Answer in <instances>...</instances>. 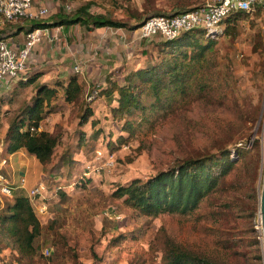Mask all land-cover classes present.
Here are the masks:
<instances>
[{"label": "rangeland", "instance_id": "obj_1", "mask_svg": "<svg viewBox=\"0 0 264 264\" xmlns=\"http://www.w3.org/2000/svg\"><path fill=\"white\" fill-rule=\"evenodd\" d=\"M97 1L90 9L91 13L129 22L130 15H148L150 18L160 16L155 15L157 13L169 14L172 10L202 7L213 0ZM85 2L81 0V3ZM78 7V3L65 2L62 11L73 15ZM58 17L51 16L50 20ZM3 21L0 17V23ZM224 30L225 27H221L215 37L214 56L219 64L217 72L222 79H229V90L219 89L218 86V92L210 95L211 101L209 98L195 99L197 96L189 94L166 111L154 114L125 143L130 145L128 151H113L109 147L110 142H117L119 136L126 133L123 131L124 121L115 120L106 104L100 101V90H89L90 93L98 92L92 104L85 99V105L92 108L98 122L95 127L92 122L83 128L79 126L85 105L79 109L76 105L63 104L54 98L52 105L46 107L47 110H54L46 117H50V121L45 123L47 129L55 126L54 130L61 132L63 138L54 162L42 169L45 177L41 182L47 190L45 203L49 206V213L40 216L43 234L38 240L40 250L34 264H164L161 253L163 233L183 247L220 261L260 264L257 256H263V244L259 212L253 218L248 212L240 215L231 213L223 223L216 220L214 209L203 204L192 214H165L151 219L139 216L124 207L122 200L111 197L118 186L135 178L146 180L160 171L173 168L181 160L214 154L222 146L230 150L246 148L249 152L246 161L259 160L257 188L260 197L264 150V11L256 8L248 17L239 20L229 34L225 35ZM134 38H127L129 49L122 43V64H128L131 68L137 65V61L148 59L144 57V50L152 44V41L148 43L139 39L132 42ZM129 54H133L132 61L127 59ZM59 64L46 61L38 64V68L48 73L51 67ZM74 66L67 64L66 68L72 72ZM32 71L29 65L24 76ZM54 76H46L42 80H50ZM18 82L3 84L5 87L0 89V166L6 163L0 167V173L9 184H19L21 171L30 168L33 182L26 184L25 190L13 194V197H27L28 191L39 183L40 167L34 156L26 155L24 162L27 166L18 164L16 160L9 161L4 140L6 128L3 129L32 99L41 79L25 88L19 87ZM57 110H60L59 115H56ZM95 131L99 132V137L92 139ZM80 132L85 133V141L81 140ZM64 154L68 157L62 165L59 159ZM110 154H115L116 159L113 172L94 174L93 168L99 160ZM69 158L73 161L70 162ZM49 175L53 178H48ZM82 178H86L87 183H84L85 187H78ZM13 197L1 196L0 209ZM223 232L243 244L240 255L235 256L234 251L223 249L220 241ZM121 235L122 239L113 243ZM0 241V264H27L19 261L15 251L4 246L7 239L1 232ZM255 241L259 242L253 246ZM45 250L52 252L49 257L43 256ZM94 254L103 261L96 262L98 260L94 259Z\"/></svg>", "mask_w": 264, "mask_h": 264}, {"label": "trees", "instance_id": "obj_2", "mask_svg": "<svg viewBox=\"0 0 264 264\" xmlns=\"http://www.w3.org/2000/svg\"><path fill=\"white\" fill-rule=\"evenodd\" d=\"M68 1L70 0H65ZM93 5V2H87L73 15L61 11L59 17L53 21L50 20L51 17L40 21H3L0 23V41L37 29L76 25L89 32L106 27L137 32L148 18V15H130L129 22L115 20L108 15L91 13L90 9ZM197 8L199 7L155 15L170 17ZM257 10L262 8L257 6ZM252 13L241 10L231 11L221 22L220 28L225 27L224 34H229L239 20ZM218 33L208 35L203 29H195L182 32L173 40L163 39L160 36L149 39L152 41V47L144 50V57L148 59L130 72L124 84L111 81L99 92V97L106 99L113 118L124 121L123 131L126 134L119 136L117 142L109 143L113 151L122 149L142 124L149 122L154 114L166 111L189 94L197 96L195 99L209 98L208 100L211 101L210 95L218 92L216 91L218 86L219 89L229 90V79H222L217 72L219 64L214 56V47L217 44L215 37ZM262 48L264 49V46ZM41 77L40 72L29 73L19 80L18 85L28 87L38 82ZM59 90L64 92L61 100L65 103L76 105L79 109L85 105V90L79 83L77 75L70 76L67 85L59 78L50 83H39L35 87L32 99L13 117L5 134L7 154L16 156L25 152L34 156L40 172L54 162L56 150L63 138L61 132L55 130L53 132L38 130L41 122L54 111L47 110L46 107L58 97ZM89 122H92L94 127L98 125L92 108L85 105L79 126L83 128ZM31 127H35L36 131L32 132ZM80 135L82 141L87 139L85 133L80 132ZM98 137L99 132L95 131L92 139ZM223 147L214 154L181 160L173 168L160 171L146 180L135 178L125 185L118 186L111 197L122 200L124 207L139 216L151 219L165 214H192L203 204L214 209L216 220L223 223L231 213L235 212L239 215L248 212L253 218L259 212L257 188L259 160L246 161L249 154L246 148L236 147L235 150H230ZM67 157L68 155L64 154L59 162L61 161L63 165ZM69 161H73L72 158H69ZM84 183H87L86 178H82V182L77 186L85 187ZM248 200L249 204H247ZM0 232L7 239L4 246L15 251L20 262L35 263L40 250L38 240L43 234V226L28 197L15 195L12 201L4 204L0 209ZM221 235L223 249L234 251L235 256L240 255L243 244L239 240L236 242L235 239L230 238L229 233L223 232ZM121 239L122 235L115 238L113 243ZM258 242L255 241L253 246ZM162 243L161 253L164 264H240V262L220 261L183 247L166 233L162 235ZM93 257L98 260L96 254ZM257 259L263 264L262 255L257 256ZM99 261L101 263L102 258L96 262Z\"/></svg>", "mask_w": 264, "mask_h": 264}, {"label": "built area", "instance_id": "obj_3", "mask_svg": "<svg viewBox=\"0 0 264 264\" xmlns=\"http://www.w3.org/2000/svg\"><path fill=\"white\" fill-rule=\"evenodd\" d=\"M260 6L264 11V0H213L195 10L181 13L175 16H152L148 18L137 31L139 40H149L155 37L173 40L182 32L195 29H203L208 35H216L220 30L223 19L234 10L254 12ZM49 16V9L36 5L35 0H0V17L4 21L20 22L23 20L40 21ZM59 37L50 32V29H37L26 33L25 43L20 49H15L7 41H0V86L16 80H21L28 72L32 53L38 44L52 43ZM75 75L84 77L83 66L76 63L73 67ZM1 88V87H0ZM98 92H87L85 99L92 104ZM38 130H42L40 127ZM31 131H36L31 127ZM127 144L122 151H128ZM116 164L115 154L101 158L93 168L96 175L111 174ZM26 178H21L20 185L16 188L0 173V197H13L14 190L26 188ZM46 187L38 184L28 191V198L37 209L38 217L48 213V205L45 203ZM120 217H117L119 219ZM50 250H45L44 255L49 257Z\"/></svg>", "mask_w": 264, "mask_h": 264}, {"label": "crops", "instance_id": "obj_4", "mask_svg": "<svg viewBox=\"0 0 264 264\" xmlns=\"http://www.w3.org/2000/svg\"><path fill=\"white\" fill-rule=\"evenodd\" d=\"M84 1H86L84 4H86L87 2H93L94 5L96 4V2H98L97 0H84ZM35 2L36 5L47 7L49 9V15L51 13L50 17L59 15L60 12L62 11V7L65 4V0H35ZM68 2H71L73 4L78 3L79 7L84 5L83 3H81V0H70ZM50 32L57 35L59 39L52 43L43 42L41 44H38L32 53L29 64L30 68H32L34 72L42 73V77L40 78L41 79L40 83H50L56 80L57 78H59L60 81L64 82V84L67 85L69 77L75 75L73 70L72 72L70 70L69 71L67 70L66 68L67 64L75 65L76 63L80 62L79 64L83 66L84 77L78 76V78H79V83L84 87L85 96H86V93L91 88H96L101 91L104 88H106L111 81L118 82L121 85L124 84L126 81V77L130 74V72L134 70L136 67L140 66L144 61V59L137 61L138 62L137 65L135 67L133 66L132 68L128 64L126 65L122 64V43L126 49H129L130 45L128 44V42L126 43L127 38L128 36L135 37L134 40L132 41L135 42V39L136 40L138 39L137 32H129L125 29H114L109 27L96 29L94 31L89 32L79 25L70 26V27L52 28L50 29ZM25 35L26 32L6 41L10 45H12L15 49H20L25 43ZM146 41L149 43L151 40H146ZM151 47H152L151 44H149L148 48L145 49H149ZM126 55L127 52H125V56ZM127 59L132 61L133 54H129ZM46 61H50V62L52 61L58 63L60 62L61 64H59L56 67H51L49 70L50 72L46 73L43 72L42 70H39L38 68V64H43ZM48 64H52V63H48ZM51 75H55V76L52 79L50 78V80H42L43 77L46 76L49 77ZM3 86H0L1 87L0 89H3L5 87ZM63 94L64 92L62 90H59L57 97L59 101H62L61 97L63 96ZM100 101L106 104V99L104 97L100 96ZM62 102L63 104H67L64 101ZM59 113L60 110L59 111L57 110L56 115H59ZM68 113H70V111H68ZM48 118H45L41 122L42 130L53 132L55 126L50 129H47L45 125V123H48V121H50V117ZM65 119L66 118H64L63 121H65ZM56 123L60 124L58 121H56ZM8 126L9 124H7V126L4 127L3 129L5 130L6 128L4 135L6 134ZM64 126L67 127V125ZM1 147H2V143H0V149ZM26 155L31 156L24 152L16 156L8 155V159L10 162L11 160L12 161L16 160L18 164L26 165V163L24 162L25 161L24 158L26 157ZM4 164L6 163L5 162L2 163L0 167L4 166ZM36 174L37 171H35L34 175L36 176ZM32 176L33 173L31 172L30 168L26 167L25 170L21 171V178H26L27 181L26 184L28 185H30L33 182ZM44 177H45L44 173L40 172L38 178L39 183L35 184L34 187L42 183L41 181L44 179ZM48 178H53V176L49 175ZM55 180L59 181V178H56ZM11 185L17 188L20 185V183L16 184L14 182L13 183L11 182ZM59 188L62 190L65 189L62 187ZM20 190L21 189H16L14 190V192L15 191L21 192Z\"/></svg>", "mask_w": 264, "mask_h": 264}, {"label": "water", "instance_id": "obj_5", "mask_svg": "<svg viewBox=\"0 0 264 264\" xmlns=\"http://www.w3.org/2000/svg\"><path fill=\"white\" fill-rule=\"evenodd\" d=\"M263 177H262V191L259 197V216L261 221V228H262V244H263V260H264V150H263Z\"/></svg>", "mask_w": 264, "mask_h": 264}]
</instances>
